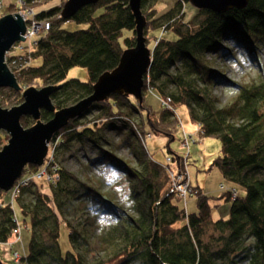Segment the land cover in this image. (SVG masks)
Masks as SVG:
<instances>
[{"label": "trees", "instance_id": "trees-1", "mask_svg": "<svg viewBox=\"0 0 264 264\" xmlns=\"http://www.w3.org/2000/svg\"><path fill=\"white\" fill-rule=\"evenodd\" d=\"M23 1L21 6L10 4L0 17L31 8V18L48 27L38 32L34 44H22L23 50L8 56L20 58L14 71L20 89L0 88L4 108L20 104L26 88L46 85L55 86V110L74 104L90 95L98 77L113 70L122 52L136 44L129 0H97L69 18L61 15L66 0L38 11L31 4L39 0ZM156 1H140L143 36L151 50L142 99L115 91L57 131L49 142L54 170H48L57 176L55 182L49 180V192L34 179L39 166L25 167L21 177L30 180L13 198L30 239L18 263L13 243L9 259L0 252V264H264V67L258 65L264 58V0H248L245 7L223 13L196 8L190 20H185L187 1L176 0L161 13ZM68 20L87 26L67 30L63 24ZM158 29L169 35L154 34ZM34 57L41 58L40 65H31ZM228 60L240 65L250 61L252 76L232 79L223 66ZM74 66L86 68L85 81L67 77ZM217 89L228 92L226 101L220 102ZM148 91L158 95L159 110L146 100ZM181 104L201 136L220 140L211 166L231 183L221 184L215 195L190 182L196 196L192 211L173 189L168 172L170 167L186 172L185 157L173 151L167 156L170 162H161L143 138L149 132L165 138L168 146L179 130L175 107ZM52 116L41 109L42 121ZM35 122L30 116L21 118L24 127ZM75 145L83 157L75 156L82 164L79 172L64 164ZM122 149L126 154L119 153ZM92 170L99 175L112 171L117 178L105 190L104 178ZM219 199L230 201V210L214 219L212 202ZM61 224L68 229L65 252L59 244ZM18 227L12 203L1 200L0 245L9 243Z\"/></svg>", "mask_w": 264, "mask_h": 264}, {"label": "water", "instance_id": "water-1", "mask_svg": "<svg viewBox=\"0 0 264 264\" xmlns=\"http://www.w3.org/2000/svg\"><path fill=\"white\" fill-rule=\"evenodd\" d=\"M97 0H66L61 15L71 17L82 6ZM141 0H129L136 22V44L122 52L119 64L111 71L102 73L93 85V92L74 104L55 110L51 94L55 86L28 87L22 92L23 101L10 108L0 105V130L7 131L9 141L0 149V190L9 191L22 176L28 164L41 166L48 152L53 135L67 123L82 114L94 102L102 101L115 91H125L142 99L143 76L151 63V50L143 36L145 25L141 13ZM198 9L223 13L232 8H243L248 0H184ZM26 21L20 11L0 17V88L20 89L14 73L7 67L4 58L12 46L23 41ZM53 112L47 120L40 119V111ZM24 116L36 122L30 127L21 124Z\"/></svg>", "mask_w": 264, "mask_h": 264}, {"label": "rangeland", "instance_id": "rangeland-1", "mask_svg": "<svg viewBox=\"0 0 264 264\" xmlns=\"http://www.w3.org/2000/svg\"><path fill=\"white\" fill-rule=\"evenodd\" d=\"M18 1L19 0H0V2L2 3V8L0 12L6 10V8L10 4L16 3L18 5ZM175 1L176 0H157L156 8L159 13L164 12L169 7H171ZM57 4H59V0H45V1L39 0V2H35L34 4H31V7L36 8V10L38 11L41 9L50 8ZM184 10H185V20L192 19L196 14V7L189 2L184 3ZM86 26L87 25L84 23H77L72 20H68L66 23L63 24V28L67 30L85 28ZM128 32L129 30L124 29L123 35H127ZM40 33L36 34L34 38H37ZM153 33L160 35L163 33V30L161 29L154 30ZM163 35L166 36L169 34L165 32L163 33ZM120 40L122 41V37ZM27 44L28 41L23 42V45H27ZM11 51L14 52V49H12ZM16 52H18V50ZM258 62H259L258 65H260L262 69L264 67V58L259 59ZM30 63L33 66H38L41 64V58L34 57L33 59L30 60ZM224 64H225L223 65L224 70L226 71L227 75L234 80L238 81V80L249 79L253 74L252 72L253 64L250 61L242 62V64L240 65L239 63L228 60L225 61ZM87 75L88 74L86 68L82 66L71 67L67 73L68 78L77 77L81 81H85L87 79ZM215 92L218 95L220 102L226 101L229 95L225 89H217ZM146 100L152 105L154 110L160 109L159 98L155 92L148 91L146 94ZM175 112L180 122L179 130L176 134L175 139L172 140L167 146L165 138L161 136L151 135L146 139V145L148 151L155 159L161 162H164L166 160V157L170 155L171 152L173 151L185 157L184 160L185 168L188 179L191 182V185L195 187H200L204 191L210 194H215V195L218 194L220 192L221 184L226 186H230L231 184L228 180H226L223 177L221 171L216 166H211L213 158L220 153V148H221L220 140L209 136H201L197 132V126L194 122L190 120L186 105L184 104L177 105L175 107ZM184 132L191 135L188 145H183L182 143L184 139ZM113 137L117 143L118 142L117 139L119 137L117 135H114ZM9 138L10 135L7 131L0 130V149L8 143ZM118 151L119 153L126 154L125 149ZM70 154H73V156H70ZM75 156H78L79 159L83 161L81 152L78 150V145L73 146L72 150L65 154L66 160L64 164L68 169L79 172L82 169V164L78 160H76ZM172 164L176 166V161H173ZM26 167H28V165H26ZM98 172H99L98 170H92L93 174L99 177L102 176L104 178L106 182L104 183V189L107 190L110 187L109 183H112L111 185H113L117 176H115L114 172L112 171L103 170V175L101 174V172L99 175ZM34 179L38 184H40L43 191L49 192L50 184L47 176L37 177L36 175H34ZM238 192L240 194L242 193L240 187H238ZM10 194L11 193L9 190V191H4L3 195L6 196V200L9 199V201L12 203L15 217L20 227L19 239L12 246L15 250H18L20 254H23L25 250H27V244L30 239L31 233L28 226H26V223L21 215L18 200L16 198H13ZM183 203L185 205V201H183ZM194 209H196V196L191 195L187 199L186 210L191 211ZM229 210H230V201L219 199V200H214L212 202L211 215L212 218L214 219L228 216ZM59 244L63 252H65L70 247L68 240V229L65 224H61L60 226ZM22 246L23 249L21 248ZM0 252L3 255V257L9 259L11 257V249L9 243L1 244Z\"/></svg>", "mask_w": 264, "mask_h": 264}, {"label": "built area", "instance_id": "built-area-1", "mask_svg": "<svg viewBox=\"0 0 264 264\" xmlns=\"http://www.w3.org/2000/svg\"><path fill=\"white\" fill-rule=\"evenodd\" d=\"M36 0H33V2H35ZM22 4H24L23 0H19L18 1V6H21ZM2 8V3L0 2V9ZM21 12V14L24 17V20L26 21V30L25 33L23 34L24 40L23 41H19L17 43H15L12 48L5 54V58L4 61L7 65V67L14 73L15 69L17 68L18 64H19V60L20 58H8L9 55H12L13 53H16L15 50H23V42L24 41H28L27 45H32L34 44L36 41L35 35L38 34L39 31H41L42 29L48 27V23L45 22H37L35 20H33L31 18L32 14H33V10L31 8L25 9V10H19ZM30 20V21H29ZM12 49H14V52L11 51ZM15 75V73H14ZM163 105H167L169 102V98L167 99H162L161 100ZM151 136V133L147 132L143 138H145V140ZM191 135L187 134L184 132V142L183 145H188L189 144V139H190ZM52 154H53V150L52 148H50V146L48 145V152L47 155L44 159V162L41 166H39V171L36 174L37 177H41V176H47L48 180H50L51 182H55L57 180V176L55 171H52L51 173L49 172L48 168L53 169L54 170V165L52 163ZM171 158L170 157H166V162H170ZM171 181H172V187L175 190V192L177 193V195L182 198L185 202H187L188 197L191 195V187H190V181L188 179L187 173L185 171H178L177 169L170 167L168 169ZM30 180V177H20L13 185V187L11 188V194L12 197H15L17 195V191H18V187L20 185L26 184L28 181ZM221 188H223V186H221ZM233 194H236V191H233ZM20 236V229L19 227L17 229H15L13 231V235H12V239L9 241V245H12L14 242H16L19 239ZM12 256H13V260L15 262H19L21 259V254L17 251L14 250L12 252Z\"/></svg>", "mask_w": 264, "mask_h": 264}, {"label": "crops", "instance_id": "crops-1", "mask_svg": "<svg viewBox=\"0 0 264 264\" xmlns=\"http://www.w3.org/2000/svg\"><path fill=\"white\" fill-rule=\"evenodd\" d=\"M32 8H33L34 10H36V8H34V7H32ZM196 126H197V125H196ZM3 199L6 200V196H3V197H2V196L0 195V200H3ZM7 200H8V199H7ZM194 210H195V209H194ZM191 211H192V210H191ZM16 242H17V241H16ZM16 242H14V243H16ZM21 248L23 249V246H22Z\"/></svg>", "mask_w": 264, "mask_h": 264}]
</instances>
